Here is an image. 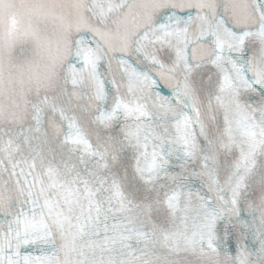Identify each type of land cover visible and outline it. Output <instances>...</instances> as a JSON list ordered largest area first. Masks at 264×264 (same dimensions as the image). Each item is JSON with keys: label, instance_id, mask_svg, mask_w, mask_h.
Masks as SVG:
<instances>
[{"label": "snow or ice", "instance_id": "obj_1", "mask_svg": "<svg viewBox=\"0 0 264 264\" xmlns=\"http://www.w3.org/2000/svg\"><path fill=\"white\" fill-rule=\"evenodd\" d=\"M0 264H264V0H0Z\"/></svg>", "mask_w": 264, "mask_h": 264}]
</instances>
